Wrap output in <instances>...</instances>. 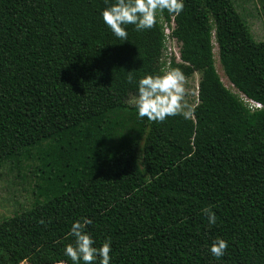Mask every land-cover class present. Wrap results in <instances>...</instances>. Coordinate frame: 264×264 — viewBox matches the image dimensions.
I'll use <instances>...</instances> for the list:
<instances>
[{
  "label": "trees",
  "instance_id": "1",
  "mask_svg": "<svg viewBox=\"0 0 264 264\" xmlns=\"http://www.w3.org/2000/svg\"><path fill=\"white\" fill-rule=\"evenodd\" d=\"M111 2L0 0V168L33 196L0 222V264H71L81 217L97 247L111 239V264H264V41L233 0H184L118 39L100 17ZM171 68L198 74L197 105L137 118L135 81Z\"/></svg>",
  "mask_w": 264,
  "mask_h": 264
},
{
  "label": "clouds",
  "instance_id": "2",
  "mask_svg": "<svg viewBox=\"0 0 264 264\" xmlns=\"http://www.w3.org/2000/svg\"><path fill=\"white\" fill-rule=\"evenodd\" d=\"M184 8V0H113L101 10L100 17L104 25L118 39H126L127 26L140 32L150 30L157 23L159 14L165 10L170 15H179ZM129 72L128 80L132 82ZM186 77L179 68H171L160 74H145L136 83L135 109L137 118L162 122L167 117L178 114L188 118L192 107L185 101ZM208 225L216 223V214L208 208L202 209ZM43 224L44 221L40 220ZM92 221L87 217L73 221L68 235L73 239L65 244L63 255L71 264H111L112 241L110 238L96 246V240L86 230ZM229 242L215 238L208 246L210 254L219 259L226 253ZM58 264H65L59 261Z\"/></svg>",
  "mask_w": 264,
  "mask_h": 264
},
{
  "label": "rangeland",
  "instance_id": "3",
  "mask_svg": "<svg viewBox=\"0 0 264 264\" xmlns=\"http://www.w3.org/2000/svg\"><path fill=\"white\" fill-rule=\"evenodd\" d=\"M233 2L247 23L255 41H264V0H233ZM165 33L167 32L165 31ZM167 51L170 55L178 56V46L174 42H168ZM214 54L216 68L223 84L227 89L237 93L224 74L216 43ZM198 86V74L185 81V101L191 105L192 109L198 103ZM241 97L244 100V96ZM32 203L33 196L28 181H25L22 176H19L17 171H11L8 167L0 168V222L4 218L12 217L21 208L25 209L29 207Z\"/></svg>",
  "mask_w": 264,
  "mask_h": 264
},
{
  "label": "built area",
  "instance_id": "4",
  "mask_svg": "<svg viewBox=\"0 0 264 264\" xmlns=\"http://www.w3.org/2000/svg\"><path fill=\"white\" fill-rule=\"evenodd\" d=\"M166 32H167L166 34H168L169 33V30L166 29ZM244 102L248 103L252 109L261 108V105L260 104L255 103L253 101H250V100L246 99L245 97H244Z\"/></svg>",
  "mask_w": 264,
  "mask_h": 264
}]
</instances>
